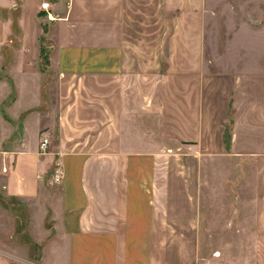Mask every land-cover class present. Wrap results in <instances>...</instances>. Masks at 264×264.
I'll return each instance as SVG.
<instances>
[{"label":"crops","instance_id":"obj_1","mask_svg":"<svg viewBox=\"0 0 264 264\" xmlns=\"http://www.w3.org/2000/svg\"><path fill=\"white\" fill-rule=\"evenodd\" d=\"M3 164L0 264H264V0H0Z\"/></svg>","mask_w":264,"mask_h":264},{"label":"rangeland","instance_id":"obj_2","mask_svg":"<svg viewBox=\"0 0 264 264\" xmlns=\"http://www.w3.org/2000/svg\"><path fill=\"white\" fill-rule=\"evenodd\" d=\"M39 22L41 23L43 30H46V33H43V35H41V38H43L44 42H41V43L39 42V43L46 49L47 54L45 55V60H46V66H48L49 65V53H50L51 47L49 46L46 39L44 38V35L48 34V36L50 37V35L53 34L54 32V27L49 24L48 18H41ZM45 60L41 59V61L39 62V65H42L44 69H46V66L44 65ZM0 207L4 208L5 206L3 205V203L0 202ZM9 207H10L9 209H12L15 207V204L12 202L9 204ZM24 223L25 222H23L22 220H16L15 229L13 230V234L8 239L10 241L16 242L21 245H27L31 249L32 245L29 243L28 236L26 235V233L23 232V229L25 228ZM201 237H202L203 242L210 243L211 245L214 243L213 235H206V236H201ZM4 238L6 237L4 236ZM205 253L206 254L210 253V250L208 247H206Z\"/></svg>","mask_w":264,"mask_h":264},{"label":"built area","instance_id":"obj_3","mask_svg":"<svg viewBox=\"0 0 264 264\" xmlns=\"http://www.w3.org/2000/svg\"><path fill=\"white\" fill-rule=\"evenodd\" d=\"M48 6H49V4L47 2H44L41 4V9L43 11H47ZM49 143H50L49 138L47 136H45V134H41V141L39 143V154L40 155H45L48 152ZM3 156H4V153L2 154V157ZM0 171L3 174L7 173L8 172V166L3 164ZM62 177H63L62 169L58 165L52 174V184L59 185L62 181Z\"/></svg>","mask_w":264,"mask_h":264},{"label":"trees","instance_id":"obj_4","mask_svg":"<svg viewBox=\"0 0 264 264\" xmlns=\"http://www.w3.org/2000/svg\"><path fill=\"white\" fill-rule=\"evenodd\" d=\"M43 33H46V30H43ZM41 42H44L43 38H40V43ZM39 48H40L39 61H41V59L45 60V55L47 54L46 49L41 44L39 45ZM44 65L46 66V60L44 61ZM39 69L41 71H44L42 65H39Z\"/></svg>","mask_w":264,"mask_h":264}]
</instances>
